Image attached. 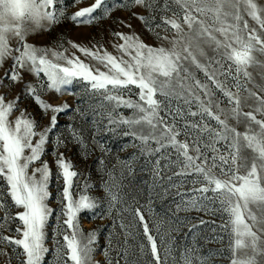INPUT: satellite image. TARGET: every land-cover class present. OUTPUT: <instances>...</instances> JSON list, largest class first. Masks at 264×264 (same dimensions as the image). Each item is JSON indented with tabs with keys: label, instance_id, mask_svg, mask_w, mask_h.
<instances>
[{
	"label": "rangeland",
	"instance_id": "obj_1",
	"mask_svg": "<svg viewBox=\"0 0 264 264\" xmlns=\"http://www.w3.org/2000/svg\"><path fill=\"white\" fill-rule=\"evenodd\" d=\"M252 2L257 5L258 14L264 19V0H252ZM110 3L116 4L110 15L97 19L91 24L78 26L72 20V16L84 8L93 6L95 0H80V2L59 0L57 8H63V14L60 15L58 22L49 25V22L44 20L41 21L42 27L31 26L34 30L28 32L24 43L56 51H63L66 48L68 52L65 55L71 56L75 53L93 68L99 67L104 70L97 61L83 56L72 48L69 42L89 48L100 45L111 54L120 56L121 53L113 47L114 43H120L113 36L115 32L136 34L143 43L151 47L171 48V41L176 32L170 25L156 27L162 24V18H172L175 13V18L182 23L184 32L193 37L198 27L193 24L189 29L183 24L182 7L176 3V0H146L143 5L133 4L131 0H123V3L119 0H110ZM247 8L246 0H241L240 11L243 17L240 21L241 26L246 20L249 27H255L257 34L264 38V29H261L259 24L248 15ZM225 9H228L227 4ZM193 14L198 19H205L206 22L211 23L209 18L212 13ZM228 20L231 22V17ZM215 35L220 40L224 38L218 32ZM196 42L203 50V55L196 51L197 59L201 63H208L212 58H220V53L214 51V44L205 42L203 37ZM8 44L12 53L0 63V80H4L8 87L0 88V94L6 95L9 100L19 97L17 110L10 119L14 121L20 115V110H26V116L35 118L38 131L50 124L52 113L49 111L45 115L34 102L33 97L25 92L28 84L36 85L41 98L54 106L63 105L65 102L70 106L66 112L59 114L57 129L49 135V142L45 145L42 156V160L47 161L51 167L52 176L49 185L51 199L48 203L55 210L46 230V246L49 251L45 255L44 264H66L67 249L63 246V234L71 235V230L63 224L65 217L59 215L64 181L59 176L60 170L55 161L61 153L78 173L73 181L74 198L88 195L97 202L94 210L82 211L78 217L83 234L87 235L93 231L96 233L91 264H156L143 233V225L135 215L137 208L144 214L150 233L156 240L160 264H233V260L237 261V264H245L248 260H253L254 264H264V232L257 233L259 239L255 251L248 246V238H242L243 243L237 246L234 236L230 235L231 226L220 227L227 220L228 214L221 210L219 200L213 198L214 194L211 191L203 194L194 191L204 183L202 175L190 169H183V157L179 156L170 145L159 148L156 141L151 138L143 142L139 135L125 134L136 132L149 136L152 132L145 123L133 127L118 123L119 114H123L126 118L132 117L134 109L121 107L113 111L111 102L104 100L99 92L91 90L90 86L81 80H74L73 84L68 86L71 94L65 92L60 95L46 87L40 88L41 81L46 83V78L42 74L38 78L26 69H19L21 76L19 82L6 79V73L12 69L13 58L18 55L15 50L21 46V42L18 37L9 34ZM60 45H63V48L59 47ZM252 55L254 62L247 67L249 76L241 72L229 75L227 78L219 77L224 81V86L239 97V115L232 112L235 104L230 103L229 98L224 96L222 91L212 86V111L219 114L222 120H226L229 128L242 134L245 132L251 134L259 130V126L251 122L243 113L253 112L257 119L264 120V109L259 112L254 111L260 107L256 97L264 98V90H262L264 89V53L253 51ZM223 62L225 67L232 63L226 60ZM185 63L195 74L196 79L207 82L203 71ZM211 67L216 68L218 65L213 63ZM232 68L234 70V64ZM192 82L186 81V83ZM172 87L181 94L164 97L158 93L156 97L161 101L159 116L163 118L164 123L175 126L180 133L177 139L189 144L190 155L195 156L193 147L199 145L201 152L208 157L215 155L219 160V155H224L230 160L228 144L232 133L227 134L229 137L227 141L216 140L214 135H210V130L223 131V126L208 117L206 113H201L199 102L189 96L187 90L176 88L175 80ZM138 91L133 87L131 93L124 90V95L126 98L130 97L138 101ZM250 93H255L256 96ZM200 95L201 99L208 100L202 92ZM193 112L197 114L193 116L191 114ZM110 119L117 120V123L109 124ZM205 125L207 128L204 127ZM73 130L80 137L79 141L73 138ZM159 133L158 127L154 134L159 135ZM245 143L241 137L240 155L251 157L254 153L244 147ZM213 146L218 150L217 152H213ZM157 148L159 151H156ZM199 162L198 160L197 163ZM38 166L40 162L30 166L29 172L31 173L32 169ZM224 167L227 168V165ZM212 171L218 178H226L221 174L219 163ZM243 172L244 169H241V174ZM109 192L116 196L115 201L111 199ZM0 194H2L0 201H4L6 205L5 209H0V221H2L5 211L11 215L18 209L7 195L3 178H0ZM250 208L259 218L255 205H250ZM18 223L15 220L10 221L7 228H0V234L14 235ZM21 253L22 249L0 241V264H23L25 257ZM67 264H71V261H67Z\"/></svg>",
	"mask_w": 264,
	"mask_h": 264
},
{
	"label": "snow or ice",
	"instance_id": "obj_2",
	"mask_svg": "<svg viewBox=\"0 0 264 264\" xmlns=\"http://www.w3.org/2000/svg\"><path fill=\"white\" fill-rule=\"evenodd\" d=\"M119 2L123 3V0ZM131 2L143 5L146 0H131ZM240 2L241 0H176V3L182 7L183 24L189 29L193 24L198 27L193 37L184 32L182 23L175 18V13L172 18H162V24L156 27L170 25L176 32L171 41V48L151 47L143 43L136 34L122 32L113 33V36L120 41L113 44V47L121 53L120 56L111 54L100 45L89 48L69 42L71 47L83 56L102 65L104 70H101L99 67L93 68L85 63L75 53L71 56L65 55L68 52L66 48L63 51H56L24 43L28 32L34 30L31 26L42 27L41 21L44 20L48 21L49 25L58 22L60 15L63 14V8H57L59 0H0V63L12 53L8 44L11 34L19 38L21 46L15 50L18 55L13 58L14 63L9 73H6V79L19 82L21 79L19 69H26L38 78L41 74L46 78V83L41 81L40 88L46 87L60 95L65 92L71 94L68 86L72 85L74 80H81L86 82L91 90L99 92L104 100L111 102L113 111L121 107L134 109L132 117L126 118L123 114H119L118 123L129 127L145 123L152 132L149 136L136 132L125 134L139 135L143 142L151 138L156 141L159 148L170 145L179 156L183 157V169H190L202 175L204 183L194 191L202 194L211 191L214 194L213 198L219 200L221 210L228 214L227 220L220 227L227 228L230 225V235L234 236L235 244L240 246L243 243L242 238H248V246L255 251L259 239L257 233L264 232V120L257 119L253 112L243 113L251 122L259 126V130L251 134L248 132L242 134L229 128L226 120H222L221 116L214 113L211 108L212 86H214L229 98L230 103L235 104L232 109L233 114H240L239 97L228 90L219 77L227 78L229 75L241 72L249 76L247 67L254 62L253 51L264 53V38L257 34V29L250 28L246 20L243 26L240 24L243 19ZM226 4L228 9H225ZM246 4L248 15L259 24L261 29H264V19L257 12V5L252 0H246ZM114 7L116 4L110 3V0H95L93 6L76 12L72 20L78 26L91 24L97 19L110 15ZM193 13L201 15L212 13L209 18L211 23L206 22L205 19H198ZM229 17L231 22L228 20ZM167 30L165 27V31ZM217 32L224 37L223 40L217 38L215 35ZM201 37L205 38V42L215 45L214 51L220 53L219 59L212 58L208 63H201L197 59L196 51L203 55V50L196 42ZM59 47L63 48V45ZM221 49L223 51H220ZM225 60L232 63L225 67L223 62ZM185 62L203 71L207 82L196 79ZM213 63L218 67L212 68ZM174 80L176 88L187 90L189 96L199 102L201 113H206L208 117L223 126V131L210 130V135H214L216 140L227 141L229 139L227 134L232 133L228 144L230 160L224 155H219V160L215 155L208 157L201 152L199 145L193 147L195 156L190 155L189 144L177 139L179 131L174 125L164 123L163 118L159 116L161 101L156 98L157 94L164 97L181 94L172 87ZM189 80L193 82L186 83ZM7 87L4 80H0V88ZM133 87L139 90L138 101L130 97L126 98L124 95V90L131 93ZM25 92L33 97L34 102L45 115L49 111L52 115L50 124L40 131L37 130L35 118L25 115L26 110H20V115L13 121L10 117L17 110L19 97L9 100L6 95L0 94V178L5 181L7 195L18 209L11 215L5 211L3 220L0 221V228H7L12 220L19 222L14 235L0 234V241L22 249L21 254L25 257L23 264H44L45 255L49 251L46 246V230L55 210L48 203L51 199L49 190L51 167L47 161L42 160V156L45 145L49 142V135L57 129L59 114L66 112L70 106L66 102L54 106L45 101L41 98L36 85L28 84ZM201 92L208 97L207 101L201 99ZM250 95L256 96L255 93ZM256 99L260 107L254 111L259 112L264 109V98L256 97ZM191 114L195 116L197 113ZM116 123L115 119L109 120V124ZM158 127L160 133L155 135ZM204 127L207 128V125ZM72 135L77 141L80 140L75 130ZM241 137L246 142L244 147L254 153L251 157L240 155ZM57 141L59 142V137ZM159 148L156 151H159ZM217 151L213 146V152ZM36 162H40V166L34 167L30 173V166ZM55 163L60 170L59 176L64 181L59 215L65 217L63 224L71 230V235L63 234L67 261H71V264H91L96 233L93 231L87 235L83 234L78 217L82 211L94 210L97 202L88 195L74 198L73 181L78 173L73 170V165L64 158L63 153L57 157ZM218 163L225 179L213 174L212 169L216 168ZM224 165H227V168ZM241 169H244L243 174ZM109 195L113 201L116 200L114 194L109 192ZM250 205H255L259 218ZM5 207V202L0 201V209ZM135 215L143 225V233L150 245L151 255L156 264H160L157 243L150 233L144 214L137 208ZM233 264H237V261L233 260ZM245 264H254V261L248 260Z\"/></svg>",
	"mask_w": 264,
	"mask_h": 264
}]
</instances>
